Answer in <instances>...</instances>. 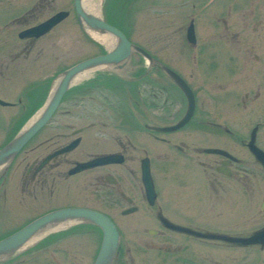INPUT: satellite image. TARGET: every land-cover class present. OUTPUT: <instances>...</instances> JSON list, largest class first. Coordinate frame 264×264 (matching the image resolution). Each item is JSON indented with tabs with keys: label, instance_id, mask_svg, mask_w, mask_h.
Instances as JSON below:
<instances>
[{
	"label": "flooded vegetation",
	"instance_id": "af4514ba",
	"mask_svg": "<svg viewBox=\"0 0 264 264\" xmlns=\"http://www.w3.org/2000/svg\"><path fill=\"white\" fill-rule=\"evenodd\" d=\"M58 2L65 5L64 0H0V86L7 78L23 76L26 73L22 68L24 62L33 65L46 58L57 66L62 64L69 54L81 51L76 49L74 39L71 48L66 47L68 40H60L62 37L68 38L71 34H74V38L81 37V34L84 39L87 37V30L78 19L75 2L73 0V6L68 9L59 7ZM222 2L220 7L223 11L218 13L216 9L217 13L212 16L214 28L211 30L214 34L209 39L214 45L210 49L211 57L205 61L199 50L194 51L189 58L195 75L191 82L166 64L157 63L158 60L150 57L148 65L151 69L165 82L171 84L170 91L168 87L158 89L162 95V109L165 111L169 103L173 106L174 117L166 115L163 111L166 122L162 125H158L159 127L144 125L146 135L142 136L151 143L139 141L138 144L143 146L142 151L137 150L131 140L127 139L124 143L118 137L113 138L118 146L116 151L85 150L83 145L87 144L88 140L83 139L81 134L86 129L72 131V122L67 118L72 111L60 110L61 103L70 94L69 88L49 122L8 163H5L4 167L0 166L1 185L7 180L8 170L16 163L14 171H20V179L17 181V184H20V196H28L38 208L44 209L46 203L52 206L51 203L59 196L60 184L65 185L67 195L73 188V194L76 192L79 197L80 194L84 195V200H93L97 204H106L107 207L114 206L112 209L116 212L115 216L90 206L67 207L91 210L110 220L117 234L116 250L110 264H234L236 261L239 264H264V237L255 244L209 238L220 236L246 240L264 231V0ZM216 3L218 4V0H205L204 6L210 8ZM232 11H239L240 19L237 22L233 21V24L228 21ZM54 18L59 20L48 31L39 36H28L31 29ZM72 20L77 28L68 29L64 34L65 23L69 21L67 23L74 25ZM191 23L194 41L189 42L197 49L199 39L196 38L197 28L193 18L187 31ZM215 27L219 32H216ZM62 48L66 50L62 51ZM75 59H77L75 63L61 69L54 77L55 82L65 71L86 60ZM163 67L173 71L186 83L194 100L191 117L173 131L158 129L180 125L187 116L189 103L184 92L169 78ZM200 67L201 74L198 73ZM102 72L106 71L99 73ZM103 74H106V78L107 75L108 78H115L111 77L115 73ZM101 77L97 76L94 82H89L91 87L85 84L78 89L83 92L93 89L94 86H98L96 83L100 82ZM112 79H103L105 81L102 82H111ZM148 81L150 82V77ZM15 97L13 101H7L0 96V101L6 103L5 106L0 105L1 108L22 110L20 117L25 118L14 138L22 131L24 124L34 118L41 109L38 101L36 103L28 101L26 104L27 101L24 102L21 95ZM46 97L47 94L44 100ZM56 115L67 118L63 123H57V129L68 131V134L46 132L53 125L52 120H55ZM4 120L5 117H0L1 122L4 123ZM121 122H127L130 126L133 141L136 136L141 135L134 133L135 120L127 117L122 118ZM89 125L93 127L94 124ZM187 128L189 130L184 134L182 131ZM71 136L72 139L66 141ZM185 136L191 138L190 144L181 142L180 138ZM14 138L6 141V134L0 131V151ZM172 138L179 141L174 144ZM63 140L64 142L60 143ZM75 140H79L75 149L51 157ZM99 141L94 138L92 141L94 143L89 141V144L97 145ZM31 142L34 144L29 147ZM41 149L44 153H41ZM76 151L79 157L86 156V159L68 157ZM136 151L141 152L143 156L136 155ZM172 153L188 160L196 169L201 182L190 187L191 194L194 195L193 200L180 199L183 206L170 205L167 209L165 205L167 202L161 197L153 174L155 162L159 164L175 162ZM34 155L36 157H33ZM48 157H51L50 160L44 163ZM106 157L112 161L70 174L77 164H91ZM199 167L202 168L201 171L198 170ZM146 168L152 180V189L148 191L143 183V170ZM127 181L131 183L128 182L130 186L128 185L129 188L126 190L123 184ZM165 192L170 199L172 196H178L172 190ZM230 194L235 200L233 204ZM2 195L3 199L7 198L6 189ZM16 203L19 204L18 197ZM120 203H123L122 208ZM237 205H240V209ZM62 209L66 207L47 209L45 213L36 215L27 224ZM228 217L242 219L237 225L230 227ZM244 217H249L247 222L254 224V229H244L246 220ZM252 217H261V220L251 219ZM72 225L80 226L58 235L54 234L59 231L50 232L47 234L49 236L46 244L38 246L40 248L37 247L36 251L26 253L25 257L28 255L33 262L37 261L34 264H41L39 261L41 255L50 250L52 263L47 264H95L104 243V231L90 222H75ZM77 229L89 233L90 246L94 248L90 263L85 260L75 262V256L71 255V252L75 254L76 251L63 246V239L78 234L79 231H75ZM234 249H238L239 252L232 255L233 251H236ZM79 251L82 252L81 249ZM55 252L60 258L63 256L62 261L54 255ZM69 257L73 260L72 263ZM88 257L90 258L91 254ZM23 261V255H17L16 252L0 259V264H23Z\"/></svg>",
	"mask_w": 264,
	"mask_h": 264
},
{
	"label": "rangeland",
	"instance_id": "374dc122",
	"mask_svg": "<svg viewBox=\"0 0 264 264\" xmlns=\"http://www.w3.org/2000/svg\"><path fill=\"white\" fill-rule=\"evenodd\" d=\"M72 2L73 0H64L65 5H61L60 2H58V6L68 9L73 6ZM204 3L205 0H103L101 6V16L107 24L120 30L131 44L139 47L150 57L158 60L157 63L161 62L166 64L173 71L182 74L187 81L191 82L195 75L192 62L190 61L191 59L189 58H191V54H193L194 51L199 50H201L205 61L211 57L210 55L212 54V50L210 49L214 45V43L209 39L214 34L213 30H211V28H214L212 26V23H214L212 16L217 13L216 9L218 13L223 11L220 7V4L222 5L223 3L222 0H218V4L216 3L210 8H206ZM225 15L226 10L224 11V16ZM191 18L194 19V23L197 28L196 38L198 37L199 39L197 49L192 47L187 36V27ZM228 21L231 24H233V21H240L239 11H232ZM67 22L65 23L66 25L64 24V27H66L63 29L64 34H66L68 29L74 30V28H77L74 20H72L74 25H72V23L70 25ZM216 32H219L217 28ZM73 35L74 34L68 35L69 39L62 37L60 40H68L69 42L66 47L71 48L74 45V39L76 49H80L81 51L76 54H69V57H67L62 64L60 63L57 66L53 61L50 62V60H47L46 58L39 60L33 65L24 62V67L22 68L24 69L23 71H26V73L23 74V76H17L9 79L7 78L5 82L2 81L0 86V96L7 99V101H13V99L16 98L15 96L21 95L24 102L27 101L26 104L28 101L29 103H36L38 101V106L42 109L54 89L56 83L54 81V77L59 74L61 69L75 63L77 61L75 58L88 60L102 56L108 51L104 45L93 39L88 32L85 39L82 37V34L81 37L76 35V38H74ZM78 43H80V47H78ZM201 45H203V47H201ZM63 50L66 49L62 48V51ZM133 55L134 56L131 57L120 70L104 68L103 70L90 73L89 77L71 85V89L69 91L70 94L66 96L60 105L61 111H72L71 115L67 116L68 120L72 122V131L80 128L86 129L81 134V137L88 140V143L83 145V148L88 150V152L92 149L94 150L92 152H109L118 150L117 143L113 139L115 137L120 138L122 142L127 139L131 140L137 150L142 151L141 147L143 146L138 144L139 141L149 144L151 143L145 136H142V134H145L144 132L146 131L144 129V125L147 126L148 124L150 126L152 125V127H159L160 124L162 125V123L166 122L163 118L165 115L164 112H166V115L174 117L172 115L173 106L169 103L167 104L168 108L166 107L165 111L162 109V95L160 94V89H158L159 87H168V90L170 91L172 90L170 86L171 84L165 82L159 74H156L151 69V66L148 65L147 59L141 54L139 55V53L134 52ZM201 70L202 67L199 68V74L202 73ZM100 71L106 72H102L100 74ZM103 73H115L111 76H115V78H108V75L106 78V74ZM97 76H102L100 78V82L96 83L98 86L93 85V89L90 88L84 92L78 89V87H83L85 84H88V86L90 85L91 87L89 82H94L96 79L95 77ZM148 77H150V82H147ZM102 78L109 80L112 79V81L102 82L105 81ZM45 89L46 93L43 91ZM46 94L47 97L44 100ZM155 96L156 98H154ZM21 114L22 110L0 107V117L6 118L4 123L0 121V131L6 134V141H10V139L14 138L18 128L23 124L22 121L25 118H21ZM14 115L15 117H13ZM127 117L131 120H135V135L138 133L141 134L136 136L134 141L130 136L132 133L130 126H128L127 122H121L122 118ZM67 118L56 115L54 117L55 120H52L53 125L50 126L48 128L49 130L46 132H50L51 134H68V131L57 129V123H63ZM90 123L94 124L93 127H89ZM188 130L189 128L184 129L182 132L185 134ZM72 137L73 136L68 137L66 141L71 140ZM94 138L100 141L99 144L96 143L97 145H91V148L89 141L90 143H94L92 142ZM190 139L191 138H188L187 136L180 138L183 144H190ZM171 141L175 144L179 141V139L175 141L172 138ZM63 142L64 140L60 141V143ZM32 144H34V142L29 143L28 146L30 147ZM40 151L41 153H44L42 149ZM135 154L140 157L143 156V154L139 151H136ZM176 154L180 155L178 153ZM21 157L22 156L20 155L19 159H21ZM33 157L36 156L34 155ZM68 157L77 160L86 159V156L79 157L78 151L71 153ZM172 157L175 162H163L162 164H159L158 162L154 163L153 175L156 186L161 192V197L163 199L165 198V201L167 202L165 203L167 209L170 208V205L172 207L183 206L180 199L184 201L193 200L192 197L194 195L191 194L190 187H194L198 184V182H201L196 169H194L188 160L177 157L173 153ZM17 161L18 159L16 162ZM15 164L16 163H14L11 169L8 170L6 182L1 185L0 181V240L8 234L15 232L17 229L21 230L23 226L36 217V215L43 212L45 213L47 209H56L60 207H66V209H68L67 207L90 206L91 208L101 209L103 212L109 213L113 216L116 215V212L112 209L114 206L108 205L107 207L106 204H97V202L93 200H84V195L80 194L79 197L76 192L73 194V188L71 189V192L69 191V195L65 194L66 187L63 184H60L61 190L59 191V196L51 203L52 206L48 203L44 205V209L34 206L33 201L30 200L28 196H20V184H17V181L20 179V171H14ZM130 164L131 163H129V165ZM199 168L198 170L201 171L202 168ZM128 182L131 183L130 181H127L126 184H123L126 190L130 186ZM134 186L132 188L135 189ZM4 189L7 191L6 199H3L2 195ZM166 190H172L178 196H172L170 199L167 197L168 193L165 192ZM231 195L232 194H230L231 204H233L235 200H233ZM17 197L21 206L16 203ZM240 201L242 202L243 200ZM237 206L238 209H240V205ZM122 207L123 203H120V208ZM35 211H37V213ZM115 218L117 219V217ZM228 218L230 227L237 225L240 219H242V217ZM254 218L261 220V217H252L251 219ZM243 219H246L244 221V229L251 230L255 228L254 224H249L247 222L249 217H244ZM251 219L250 221L253 222ZM79 226L80 225H70L64 229L58 230L59 232L54 235H58L61 232L63 233V231H68ZM75 231H79V233L76 235H70L69 237L63 239V246L70 248L71 251H76L75 254L70 251L71 255L75 256V262L85 260L90 263L91 258L93 259L92 251L94 248L93 246H90L91 241L88 238L89 233L83 231L80 232V229ZM48 236L49 235H47L46 238L43 237L36 244L32 245L25 251L23 250L17 252V255H23V264H34L37 262H33L32 258L28 257V255L25 257V255L26 253L36 251L40 248L38 246H44ZM79 249H81L82 252H80ZM234 250L236 251H233L232 255L239 252L238 249ZM49 254L50 250H46L41 255L39 259L41 264L52 263ZM89 254H91L90 258L88 257ZM54 255H57L56 257L62 261L63 256L60 258L56 252ZM69 258L72 263L73 260L71 257ZM66 260L68 261V259ZM234 264H239V262L236 261Z\"/></svg>",
	"mask_w": 264,
	"mask_h": 264
},
{
	"label": "water",
	"instance_id": "95a60500",
	"mask_svg": "<svg viewBox=\"0 0 264 264\" xmlns=\"http://www.w3.org/2000/svg\"><path fill=\"white\" fill-rule=\"evenodd\" d=\"M74 2L78 19L80 23L85 26L86 30L92 31L99 35H108L112 37L115 40V45L113 49L107 51L106 54L85 60L73 66L72 68L65 71L57 79L59 81L57 82V84H55L56 86H54V89L48 101L39 111L38 116L33 120L30 125H25L23 130L10 143H8L6 147H4L0 151V166H3L5 165V163H8L9 160L12 159L32 139V137L49 122L50 118L57 110L63 96L71 87L72 79L78 74L99 67L120 70L130 59L133 52H137L141 54L144 58H146L148 61H151L150 56L139 47L131 44L120 30L104 22L101 17H94L93 15L86 13L81 6L80 0H74ZM58 20V18H54L34 29H31L28 32V36H39L45 33L50 28H52L58 22ZM187 36L189 41H194L192 24L188 28ZM162 69L169 76V78L172 79L173 82L184 92L189 103L187 116L180 125L174 126L172 128L158 129L159 131H173L177 130L182 124L186 122V120L191 117L194 106V100L190 89L180 77H178L173 71L168 68L163 67ZM0 105L5 106L6 103L0 101ZM78 143L79 140H75L69 146L56 152L51 157L75 149ZM51 157H48L44 161V163L49 161ZM111 161L112 160L109 157H106L100 159L99 161L97 160L91 164H77L76 168H74L70 172V174H75L91 166ZM143 183L147 191L152 189V180L147 168L143 170ZM67 221L90 222L99 226L104 231V243L96 259L95 264H110L109 262L113 258L117 242V234L114 226L111 224L110 220L107 217L103 216L100 213L87 209L77 208H68L50 212L42 216L41 218L29 223L21 230H18L10 236L2 239L0 241V259L4 257H9L14 253L18 252L33 236L37 234V232H40L41 230L44 231V229L49 226L53 227L57 225V223L59 224L61 222ZM262 237H264V231L261 233H257L252 238L246 240L220 236H210L209 238H222L226 241L234 243L255 244L256 242H259V239Z\"/></svg>",
	"mask_w": 264,
	"mask_h": 264
},
{
	"label": "bare ground",
	"instance_id": "6f19581e",
	"mask_svg": "<svg viewBox=\"0 0 264 264\" xmlns=\"http://www.w3.org/2000/svg\"><path fill=\"white\" fill-rule=\"evenodd\" d=\"M102 2L103 0H81V6L82 8L85 10L86 13L93 15L94 17H100L101 15V6H102ZM90 36L95 39L96 41H98V43L104 45L106 47V49L108 51H110L111 49H113L114 45H115V40L108 36V35H99L96 34L92 31H87ZM103 67H99V68H95V69H91V70H87L84 71L80 74H78L76 77H74L71 81V84H76L78 82H80L81 80L89 77L90 73H93L95 71L98 70H103ZM59 80L56 81L55 84H57ZM56 86V85H55ZM38 116V113L35 115L34 118H32L29 123H27L28 125H30L33 120ZM27 125V126H28ZM75 222H61V223H57V225L53 226V227H47L44 229V231H40L37 232V234L35 236H33L21 249L20 251H25L26 249L30 248L32 245L36 244L40 239H42L43 237H45L47 234H49L50 232H54V231H58L61 229H64L65 227H68L72 224H74Z\"/></svg>",
	"mask_w": 264,
	"mask_h": 264
}]
</instances>
